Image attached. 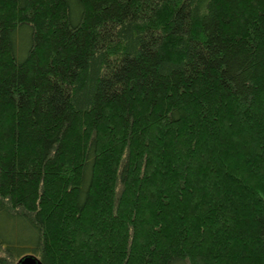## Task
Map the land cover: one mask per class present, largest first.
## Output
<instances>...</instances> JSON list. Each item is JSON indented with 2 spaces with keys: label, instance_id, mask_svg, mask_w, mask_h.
Returning a JSON list of instances; mask_svg holds the SVG:
<instances>
[{
  "label": "trees",
  "instance_id": "1",
  "mask_svg": "<svg viewBox=\"0 0 264 264\" xmlns=\"http://www.w3.org/2000/svg\"><path fill=\"white\" fill-rule=\"evenodd\" d=\"M264 264V0H0V264Z\"/></svg>",
  "mask_w": 264,
  "mask_h": 264
},
{
  "label": "water",
  "instance_id": "2",
  "mask_svg": "<svg viewBox=\"0 0 264 264\" xmlns=\"http://www.w3.org/2000/svg\"><path fill=\"white\" fill-rule=\"evenodd\" d=\"M17 264H43L36 256L30 254L22 257Z\"/></svg>",
  "mask_w": 264,
  "mask_h": 264
}]
</instances>
